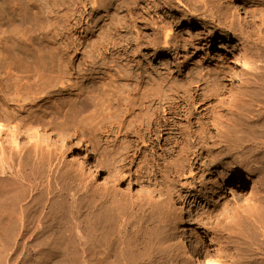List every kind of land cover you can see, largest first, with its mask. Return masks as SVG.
Segmentation results:
<instances>
[{"label":"rangeland","instance_id":"rangeland-1","mask_svg":"<svg viewBox=\"0 0 264 264\" xmlns=\"http://www.w3.org/2000/svg\"><path fill=\"white\" fill-rule=\"evenodd\" d=\"M38 1L40 2V4H43L45 6L44 12H45V15H47V16L49 15L52 17L56 13H58L57 11H59L60 14L62 13L64 15H67L66 19L64 21H62V23L66 21L65 23H63L64 25H62V23H61L62 27L55 29L54 30L55 33L54 32L52 33L53 35L57 34L56 35L57 41L56 40L55 41L49 40L48 41L49 43L46 42L47 44H46L45 49L47 51V55H49L48 56L49 61L51 62V66H52L51 72L40 70V71L35 72V73H29V71L26 69L25 70L24 69H21V70L17 69V67L15 66V63L13 64L10 62L8 54L3 51L2 47H0V87H1L0 88V114L11 113L14 115L16 114L15 116H17V117L18 116L23 117L24 115L34 116V115H37L38 112H40V111L42 112L40 107L45 104L48 107L50 106L49 107V110H51L50 115L52 114L51 116L53 117L54 116L53 113L56 111L55 108L58 107V105L62 102L61 99H63V97H64L65 101H67L68 103L72 102L73 105L75 106V111L77 110L76 111V113H77L76 118L77 119L75 118V122L72 124L71 131H72V134H74V136H71V137H68L66 134H63L61 136H59L58 134L57 135H50V137H48L49 135L46 134L45 131H41V129H39L38 130L39 132H37L33 128L32 124L30 122H26V124H25V122L22 120H21L22 122L20 121L22 124L19 122L20 125L17 128H14V125L12 126L11 124H9L8 125L9 127L6 126L8 128H5L6 132H1V134H0V148H1V150H2V148L4 150H2V151L0 150V152H2V153H0V155H1L0 157L3 158L2 159L3 162H1L2 161L1 158H0V162L2 163L3 167L5 164L4 171L1 169L5 174L0 170L3 173L2 175H0V194H1V192H3V190L8 192L7 195L3 196L2 200H5L6 198H7L6 202H8L9 199L12 200L9 202H11L10 204L13 205V207L14 206L16 207V210L19 209L17 211L18 213H20V211H21L20 209L22 208V206H25V207L27 206L29 208L28 212H27L28 217L27 216L25 217L26 220H28V221H24V223H26L25 226L26 227L28 226V228H26V230H25L23 222H21V219H19L21 217V215H18L17 220H20V221H17L13 227V234H15V236L12 235L9 239L7 238V241L5 244L9 243L7 245H10V244L14 245L17 242L20 244V246L22 248L23 244H24V246H26V244L29 245V243H31L34 240L33 237H36L37 241L35 240L32 243V245H34L33 247H36V246L39 247L44 242H46L45 240L49 241V240H54V239L56 240L57 239V241L59 242L58 244L59 245L62 244L60 247H62L61 249H63L62 251H63L64 257H65L64 259H66L68 261V258H72L73 256H75L74 253L77 252V249L82 250V249H86L89 247L90 240L92 239V233L95 230V227L97 228V231L100 233L102 231H105V229H107V227L109 226V229L111 231V234H110L111 239H112V241L114 240L113 243H115L114 245H115V248L117 249V253L121 252V256H120L121 263L122 264H134L135 263L136 264V262L137 263L140 262L137 260L142 258L141 253L144 252V249H147L148 247L149 248L151 247L150 249H152V247H153L152 242L155 243V238L157 235L156 232H158V228L161 226V224H163L162 221H165V219L163 220L159 216L160 212L161 213L163 212L164 215H167L166 219L169 216L168 219H171V218L173 219V220L171 219V221H173L175 223H177V222L181 223L182 222V223H184V225L187 226L188 229L192 228V229L199 231L201 233V235L203 236L204 241L208 245H210L211 248H213V245L214 244L216 245L217 242L219 241V238L216 235L219 234L220 230L224 231L223 234H226V232L229 233L227 227H224V225L227 226V224H224V223H226L225 218L229 215V212H227L228 211L227 209L234 208V207L239 208L238 210L240 212H238V214H240V215L237 214V216H242L244 214H242L241 212L244 209V207H246V204L247 203L251 204V202H253L252 201L253 197H250L251 198L250 199L249 195L247 197H246V195L252 193L253 192L252 190H254L256 193L258 191V193H260L261 195H262V193H264V179L262 180V178L259 177L261 175L257 174L258 176L257 175L256 176L255 175L254 176H248L246 172L239 173L242 175H239L237 173H235V175H234V174H232V172H228V174L226 175V177L228 178L226 183H228V184H227V187H225V192L223 193L222 199L220 200V203H219L220 205L217 207H214L212 209L213 211L211 210L210 215H206V214L204 215V214H202V209H204V205L203 204L199 205L196 203V201L193 202L192 197L189 199L188 198L189 195H187V193H188L187 190H183V191L180 190L179 185L182 186V183H185V182H186V185H188V183L192 182V178H189L188 173H186L184 175V177L181 175L180 177H178L176 179L173 176V174H174L173 168H175L177 161L178 160L181 161V158H182L180 155L181 151H179V150H181V148L183 146V145L180 146V143L182 142L181 138L178 139L177 137H175V143L178 144V148H177L178 150L176 149V151L173 153V155H168V157H167V155H161L162 150H164L166 148L167 149L173 148L174 144H169L170 146L165 145L164 139L166 138V135L164 136L163 140L159 139L158 137L157 138L155 137V138H153V141H146L144 143L140 142L135 137H126V136H122L118 142H113L114 137L113 136H111L110 138L106 137L105 132L108 130L109 125L114 126V127H116L117 125L111 124L110 121H108V119H106V118L103 119V118L95 117L94 115L96 113L95 112L96 109H95V107H89L90 102L86 96H81V94L78 93V91L73 90V89H70V91H69L68 88L67 89L60 88V86L62 84H66L67 81H68L67 83H69V81L71 82L72 79H70L71 77L60 78L59 77L60 74H59L58 70L59 69L60 70L61 69L67 70V72L69 74H71L72 71H74L75 69L76 70L78 69V66L83 62V60H85V59L87 60V58H90V59H88L89 61L92 60V58L95 57V53L93 54L90 51V49L92 47L91 44L99 43L101 41V38L104 39V37L107 40L110 39L109 37H111V38L113 37L114 39H116L117 44L114 47H111V45L109 46L111 53L108 54V56H107V59H108L107 63H109V65H112L113 68H111V71H108L107 76H105V77L100 76L103 79H99L98 82H100V81L101 82H105V81L109 82L111 80H114L115 77L113 75L116 72H118V71L124 72L125 71V73H128L130 75L129 84L134 85V83L135 84L138 83V80H139L138 78L141 76V65L143 63L142 59H141V50L139 48V41H138L139 36H140L138 33H141L142 26L139 23L138 17L136 18V16H138V12H139L137 9L139 2H138V4L135 3L137 5L132 4V6H130V8H132V9H130V8H125V4L123 3L122 0H113L114 3L108 9L103 10V9L99 8V9H96L97 11L92 10V8L90 7V4L86 3L87 9L89 12L85 16L84 21L82 22L83 24L81 23L80 27L75 29V27L72 26V24H71V19H72L71 15H72L73 11L68 10V8L69 9L72 8L70 4L72 3L73 0H38ZM85 1L86 0H84V2ZM118 1H120V2H118ZM182 1H183L182 3L181 2L178 3V1L173 0V6L165 5L164 0H144L143 1V7H145V9H147V11H150L151 9L156 8L155 13H153V14L150 13L151 17H153L154 25H153V23L152 24L149 23L148 24L149 28L147 29V31L146 30L144 31L145 34L147 33V35H146L147 39L146 40L148 41L147 42L148 43L147 49L145 51L144 61L146 62L147 66L149 68V72L152 70L153 73L157 74L158 77L159 76L160 77H166L167 81L170 80L169 83H172L173 85H174V83L177 85H181V83L185 84L186 82H190L191 83V92L192 91L193 92L198 91L199 93L201 92L200 94H206L207 93V95H210L211 100L209 102L206 101L205 103L195 102L193 99L190 98L189 106L191 108L189 107L190 109H188V111H187L188 114L186 113L184 115V117H181V120H180L181 122L179 121V123L184 126L183 131L188 132L189 131V128H187L188 121L191 123L192 122L195 123V122H197V120L202 119L203 122H205V123H206V121L212 122L211 118H210L211 117L210 114H211V112H213L214 109H215L214 111H223L226 109L225 106H227V104L229 102L230 95L232 94V92L237 90L236 86H237V83H239L240 79L242 78L241 77L242 74H244V75H242L245 77L244 79H246L247 81H248V79L250 80V81H248V84L250 82V84H249L250 86H252L253 88L258 87L257 89H259V90L264 89V83H263L264 82V54H263V51H264V48H263L264 47V41H263L264 40V26H262L263 21H264V13L258 14L257 16L252 14L253 6L263 8V10H264V0H240V3H237V2L231 3L232 5H234L233 7L235 10V13L238 16L237 17L238 23L234 27V30H232L233 32L231 31V35L229 36V38H226L223 36V35H225V33L218 26L219 23H221V20L215 19V22L213 21V23H212L211 14H213V11L211 12L210 9L207 10L206 8L199 5V8L197 9L196 13L199 12L200 14L201 13L202 14L203 13L208 14L209 16H207L205 14H203V16L207 17V21H209V20L210 21L209 22H207V21L205 22L203 20L202 21H200V20H197V21L192 20L191 21L188 15L191 12H193L194 10H192L187 5H184L186 2H184V0H182ZM64 2H65V6L63 4V7H62V3H64ZM141 3H142V1H141ZM253 4H255V5H253ZM59 6H61V7H59ZM65 7H66V9H65ZM90 8H91V10H90ZM184 8H186V10ZM203 9H205V10H203ZM153 10H151V11H153ZM181 10H183V11H181ZM49 12H52L53 15L49 14ZM184 13L186 14V16ZM68 14H70V15H68ZM252 15H253V17H252ZM33 18L36 20V18L34 16H33ZM157 19H158V21H157ZM159 19H161V20H159ZM255 20H257V21H255ZM129 21H130V23H129ZM94 22H95V24H94ZM125 22H126V24H125ZM239 22H241V23H239ZM127 24H128V26H127ZM164 25L169 27L170 31H172L174 29L173 32H171V33L174 35L176 33L177 35H175V36H177L178 38L180 37L179 39L182 40L183 48H182L181 52L178 53L179 55L178 54H176V55L170 54V53L164 54L161 46L153 45V43H152L153 42V36L152 35H153V31H154L153 29H155L157 26L160 27V26H164ZM242 26H243V28H242ZM236 27H237V30H236ZM234 31H235V33H234ZM103 32L104 33L106 32V34H104ZM233 33H234V35H233ZM235 34H236V36H235ZM247 34H249V35L246 36ZM193 35H195V36L199 35L198 37L200 39H202L201 40L202 42L199 44H198V42H193V44H192L191 37ZM241 35H242V37H241ZM37 36H38V34H37ZM221 36H223V37H221ZM40 37H42V36L40 35ZM136 37H137V39H136ZM256 37H257L258 41L260 40L259 42L256 41ZM125 39H131L130 40L131 43L127 44ZM254 39H255V41H254ZM69 40L71 43L69 42ZM247 42H249V43H247ZM254 42H255V44H254ZM80 43L82 45L80 47L79 52H74L73 51L74 49H72V46L74 44L75 45L77 44L79 46ZM136 43H137V45H136ZM242 43L245 45L244 47L242 46L243 45ZM64 45H66V46H64ZM191 45H194L193 48H191ZM254 45H256L257 47H255ZM67 46H70L71 49L69 48V50H68ZM247 46H249V47L247 48ZM245 48H246L247 52H246ZM260 48H261V50H260ZM138 49H139V51H138ZM184 49H186L187 51ZM239 49H242V51H244V53H245L244 55L247 57H245L243 55H239L240 54L239 51H241ZM248 50L249 51L251 50L252 53L254 51V53L251 54V51L249 52ZM237 52H238V54H237ZM257 53H258V55H257ZM4 54H5V56H3ZM241 54H243V52H241ZM233 55H235V56H233ZM236 55L239 56L240 58H238ZM15 57H21V56H15ZM22 57H24V56H22ZM242 57L245 59H242ZM3 58H4V60H3ZM237 59L239 62H237ZM241 59L244 62L240 61ZM35 60H31V61L36 62ZM59 60H62V61H59ZM247 64H249V65H247ZM5 65H7L6 66L7 69H6ZM242 65H243V67H242ZM245 65H247L248 67H250V65H251L253 70L250 68L249 69L247 68V69L252 74H249V72L246 71V69L244 68V67H246ZM149 66H152L151 70H150ZM240 67H242V69ZM72 68H73V70H71ZM240 69H241V71H240ZM7 70H9L8 72L10 74L12 72L13 77H9L10 74H8V76H7ZM254 70H256V71H254ZM13 71H15V72L13 73ZM54 71H55V73H53ZM197 72L198 73L200 72L201 74L204 73L203 74L204 77L203 76H201L199 78L193 77L194 74ZM240 72L241 73L244 72V73L241 74ZM246 72H248V73H246ZM39 73H41L42 77L44 78V79L42 78V81L44 83L43 84L44 91H36L35 92L36 89H33V90H30V92H29L28 89H27L28 91L24 90V89H26V86H28L31 82L35 83L38 81L37 79L41 76V74H39ZM211 73H212V75H210ZM253 73H255V75ZM256 73H258V74H256ZM15 74L21 75V76L16 77ZM23 74H24V76H23ZM14 75H15V78H14ZM25 75L28 77V79L26 78ZM55 75H57V76H55ZM207 75H208V77H207ZM252 75L254 76V78L252 77ZM256 75H258L259 77ZM22 76H23V78H22ZM31 76H33V77H31ZM237 76H239V77H237ZM216 77H217V79H216ZM221 77H222V79H221ZM248 77H250V78H248ZM32 78H33V80H32ZM34 78L37 81H34ZM20 79H21V81H20ZM256 79H257V81H256ZM4 80H6V81H4ZM45 80H46V82H44ZM51 80H52V83H50ZM54 80H56V81H54ZM253 80H254V82H253ZM58 81H60V82H58ZM259 81H261V82H259ZM26 82H29V83H26ZM2 83H4V86ZM47 83L48 84L50 83V84L48 85ZM54 83H55V85H54ZM252 83H253V85H252ZM13 84L15 87L14 89H13ZM20 84H21V87H20ZM232 85H233V87H232ZM50 86L51 87L54 86V87L51 88ZM22 87H24V88L22 89ZM262 87H263V89H262ZM47 88L50 90H48ZM196 89H198V90H196ZM210 89H211V92H210ZM13 90L15 93L13 92ZM45 90L48 92H45ZM8 91H10V92H8ZM11 91L14 93V95L16 97L13 95V93L11 94ZM20 91L23 92L24 95H23V93H20ZM215 91H216V93H215ZM222 91H225V92H222ZM31 93H32V95H31ZM178 93L177 92L174 93L175 96H178V95H176ZM219 93H220V95H218ZM18 94H21V95H18ZM39 94H40V97H39ZM226 94H227V96H225ZM49 95H51V96H49ZM18 96H20V97H18ZM21 96H22V99H21ZM25 96H27V97H25ZM33 96L34 97L38 96V97L34 102L31 103L30 99ZM77 97H78V99H77ZM11 98H12L13 102H11L12 101ZM16 99H17V101H16ZM68 99H69V101H68ZM18 101H20V102H19V105L17 106ZM28 102L31 104L26 105L25 103H28ZM55 102H56V104H55ZM81 103H83V104L81 105ZM191 103L194 105H192ZM203 107L206 110L203 109ZM13 108H14V110H13ZM21 108H24V109L20 110ZM18 109H19V111H18ZM195 109L198 110L196 113L199 112V114L196 116H192L191 113L194 112L193 110H195ZM32 110H33V112H30ZM50 115H49V117H50ZM207 115H208V117H207ZM246 115H247V113H246ZM81 117H83V118L81 119ZM90 120H93V121H90ZM95 120H96V122H95ZM103 120L105 122H103ZM85 121L88 123V125ZM97 121H99V122H97ZM21 125H23L25 127H23ZM73 125H74V127H73ZM30 127H31V129H30ZM32 129H34V130L32 131ZM215 130L216 129L214 128V131ZM190 131H191V129H190ZM15 132H17L16 133L17 137H15L16 139L11 138V135ZM124 132H125V130L123 131V133ZM37 133H39V134H37ZM16 134H13V135H16ZM39 135H42V136L44 135V137L46 139L41 140ZM246 135H248V133H246ZM77 137L80 140L79 143L77 141ZM36 138L38 139V141ZM246 138H247V141L245 142L246 145H245V143L241 144L242 146L245 145V146H243V149L247 148L246 146H248V145L251 146V143H252L251 142L252 139L250 140V138H248V137H246ZM29 141L31 143H29ZM134 141H136L137 143H135V146L132 148L133 150H131L129 148V143H132ZM176 141H178L179 143H177ZM46 142L51 144V148L47 149L44 146L43 147L41 146ZM161 148H162V150H161ZM33 149H35V150H33ZM129 149L131 151H129ZM241 149H242V147H241ZM3 151H4V153H3ZM5 152H6V154H5ZM84 152H87L90 155L91 159L96 164H98V165L100 164L102 166V175L98 176V178L96 180L97 184L90 183V180H87L86 177L81 176V174L79 172H76V174L69 172V169L67 167L69 164L68 160H70L71 158H75V159L80 158V156ZM174 154H175V156H174ZM2 155L7 156V158L3 157ZM16 155L18 157H16ZM38 155L39 156L41 155V157H39ZM157 155H159L160 157L157 158L156 157ZM8 157H9V160H8ZM14 157H15V160L13 159ZM19 157H20V159H19ZM21 157L24 160H22ZM48 157H49V160H48ZM204 157H206V155H204ZM36 158L38 159V161ZM43 159H44V162H43ZM50 160H51V162H50ZM7 161H8V163L6 164ZM1 163H0V166H1ZM9 163L11 166H9ZM20 163H21V165H20ZM31 163H32L33 167L31 165ZM35 164H37V165L39 164L41 167L39 165H38L39 166L38 167ZM30 166L32 168H30ZM44 167H45V170H44ZM48 167H50V168H48ZM159 167H161V170ZM10 168H11V170H10ZM38 168H39V170L41 169L43 171L40 170V173H37V172H39ZM7 169H9V170L6 172ZM24 169H25V171H24ZM218 169H219V171L224 172V170H223L224 168L222 166H219ZM34 170H35V172H34ZM171 170H173V171H171ZM21 171L23 173H21ZM197 171L198 170H195V173H197ZM17 172H19L17 177H20L22 175L21 180H18V178L16 177ZM32 172H33V174H32ZM171 172H172V174H171ZM6 174H8V175H6ZM28 174H29V176H27ZM74 174H75V176H74ZM104 174H106L109 177V179L112 181V183H110L108 186H100V183H101V180H102V177ZM167 174H168V176H167ZM23 175L26 177H24ZM165 175H166V178H165ZM32 176L34 177V179L32 178ZM78 176L83 177V178H80ZM185 176H187V177H185ZM11 178H13V179H11ZM26 178H27V180H26ZM28 178L30 181L28 180ZM15 179H16V181H15ZM230 179H232V182H229ZM8 180H10L11 183ZM19 181L20 182L23 181L22 183L25 185L23 186V184L20 183ZM155 181H157V182H155ZM175 182H176V184H175ZM5 183H7V184H5ZM254 185H256L255 186L256 188L258 187L257 190H255L256 188L253 187ZM243 186H245V188H243ZM24 187H25L26 191L24 190ZM196 187H198V189L200 190V187L198 185ZM161 188H163V189H161ZM1 189H2V191H1ZM140 189L142 192H140ZM20 190H21V192H20ZM232 190H234V191H232ZM262 190H263V192H262ZM177 191L180 193L178 194ZM184 191H185V193H184ZM160 192H162V193H160ZM171 193H174V194L172 195ZM18 195H20V198ZM22 195H24V197ZM161 195H162V197H161ZM176 195H178V196H176ZM8 196H10V198ZM12 196H14V197H12ZM27 196H29V197H27ZM138 196H139V198H138ZM140 196H141V198H140ZM167 196H168V198H167ZM250 196H252V194H250ZM24 198H25V200H27V198H28V201H25ZM137 198H138V200H137ZM143 198H145V199H143ZM184 199H185V201H183ZM248 199H249V201H248ZM22 200H23V203L22 202L19 203ZM139 200H140V203L142 202L141 203L142 207L139 205L140 204ZM167 200H168V202H167ZM180 201H181V203H180ZM16 202H18V203L16 204ZM135 202L137 203L136 205H135ZM163 202H164V204H163ZM168 203H170V204H168ZM164 205H166L165 207L167 209H165ZM181 205H183V206L180 208ZM226 205H227V208L225 207ZM152 206H154V207H152ZM156 207H158L159 210H157L158 208H156ZM169 210L172 212L173 215L171 214V212ZM219 211H221V212H219ZM168 212H170V214H167ZM198 212L201 213L202 217L199 215ZM213 212H214V214H213ZM152 215H154V216H152ZM225 215H226V217H225ZM156 216H157V218H156ZM197 216H199V217H197ZM206 216H208V217H206ZM216 216H217V218H216ZM159 217H160V219H159ZM99 218L101 219V221L100 220L98 221ZM222 218H224V219H222ZM22 219H23V217H22ZM156 219H158V220H156ZM174 219H175V221H174ZM218 219H220V220H218ZM95 220L97 222H95ZM159 221H161V223ZM158 222H159L160 226H158ZM217 223H218V225H217ZM96 224H97V226H96ZM18 225H19V228L21 230L18 229ZM221 226H223L222 229H221ZM252 227H253L252 230H254L255 226H252ZM244 229L245 230L243 231V233L244 232H245V234L252 233V230H250L248 227L245 226ZM256 229H258V228H256ZM17 230H19L20 232ZM214 230H217L218 232L217 231L214 232ZM246 230H248V232ZM22 231H23V233H22ZM26 231H27V233H26ZM33 233H35L34 235H36V236H34V235L31 236ZM216 233H218V234H216ZM23 234L25 237L27 235L28 236L25 238L23 236ZM18 236H19V238H18ZM16 238H17V240H16ZM28 238L31 240H29ZM20 240H22V241H20ZM147 243H148V245H147ZM75 247H78V248L74 249ZM66 248H67V251L65 252ZM67 253H68V255H70V257L67 255ZM187 253H189L188 256L192 255L191 254L192 252H191L189 246L187 247ZM138 254H139L140 258L138 256ZM186 257H187L186 255L182 257V259H181L182 264H208L207 260H204L205 259L204 257L199 258L200 260L198 258L195 259L194 256L193 257L191 256V260H187Z\"/></svg>","mask_w":264,"mask_h":264},{"label":"bare ground","instance_id":"bare-ground-1","mask_svg":"<svg viewBox=\"0 0 264 264\" xmlns=\"http://www.w3.org/2000/svg\"><path fill=\"white\" fill-rule=\"evenodd\" d=\"M122 1L125 4V8H130V6H132V4H135V3L138 4V2H139V5L137 6V9L139 12H138V16H136V18L138 17L139 23L142 26L141 33H138L140 35L138 41H139V48L141 50V59H142L143 63L141 65V76L138 78L139 79L138 83H136V84L134 83V85L129 84L130 75L128 73H125V71L124 72L123 71L116 72L113 75L115 77L114 80H111L109 82H106V81L105 82H101V81L98 82L99 79H103L100 76H104V77L107 76L108 71H111V68H113L112 65H109V63H107V60H108L107 56H108V54L111 53L109 46L111 45V47H114L117 44L116 39H114L113 37L112 38L109 37L110 39H108V40L105 39V37H104V39L101 38V41L99 43L93 42L94 44H91L92 47H91L90 51L93 54L95 53V57L92 58V60L89 61L88 59H90V58H87V60L85 59V60H83V62L81 61L82 63L78 66V69L77 70L75 69L74 71H72L71 74H69L67 72V70H63V69L58 70V72L60 74V76H59L60 78L71 77L70 79H72L71 82L69 81V83H67L68 82L67 81L66 84H62L63 83L62 82L61 83L62 85L61 86L59 85V86L62 89L68 88L69 91H70V89L76 90V91H78V93L81 94V96H86L90 102L89 107H95V109H96V111H95L96 113L94 115L95 117H99V118H103V119L106 118V119H108V121H110L111 124L117 125L116 127L109 125L108 130L105 132L106 137H108V138H110L111 136L114 137L113 142H118L122 136H126V137H135L137 140L144 143L146 141H153V138H155V137L156 138L158 137L159 139L163 140L164 136L166 135V138L164 139L165 145L167 146L169 144H174L173 148H170V149L166 148V149L162 150V148H161V150H162L161 155H167V157H168V155H173V153L178 148V144L175 143V137H177L178 139L181 138L182 142L180 141L181 142L180 146L181 145H183V146H182L181 150H179V151H181L180 155L182 158L180 157L181 161L180 160H178L179 162L177 161L175 168H173L174 171L173 170H171V171H173V173H174L173 176L175 177V179L180 177L181 175L184 177V175L186 173H188L189 178H192V182L188 183V185H186V182L182 183V186L179 185L180 190H182V191L187 190L188 191L187 195H189V197H188L189 199L192 197L193 202L196 201L197 204H199V205L203 204L204 205V209H202V214L210 215L211 210L214 207H217L220 205L219 204L220 200L222 199V195L225 192V187H227V184H228V183H226V181L228 180V178L226 177L228 172H232V174H234V175H235V173L239 174V173L246 172L248 176H254V175L256 176L258 174V175H261L259 177H261L262 180L264 179V89L262 87L263 90H259V89H257L258 87L253 88L252 86H250L249 85L250 82L248 84V81H250V80L248 79V81H247L246 79H244L245 77L242 76V75H244V74H242L244 72H242V73L240 72L242 74L241 77L243 79L240 77L241 79H240L239 83H237V86H236L237 90L232 92V94L230 95V98L228 97L229 102H228L227 106H225L226 109L223 111H214L215 110L214 109L213 112H211V114H210V116H211L210 118H211L212 122L206 121V123H205V122H203L202 119L197 120L198 118L196 119L197 122H195V123H193V122L191 123L188 121L187 128H189V131L184 132L183 131L184 126L181 125L179 123V121L181 120V117H184V115L186 113L188 114L187 111H188V109L191 108L189 106L190 98L193 99L195 102L205 103L206 101L209 102L211 100L210 95H207L206 92H205L206 94H200L201 92L199 93L198 91H195V92L192 91L191 92V83L190 82H186L185 84L181 83V85H177L174 83V85H173L172 83H169L170 80L167 81L166 77H160V76L158 77L157 74H154L153 71L151 70L152 66H149L150 70H151L149 72V68H148L146 62L144 61L145 51L147 49V44H148L147 43L148 41L146 40L147 39L146 38L147 33L145 34L144 31L145 30L147 31V29L149 28L148 27L149 23H151V24L153 23L154 20H153V17H151L150 13H152V14L155 13L156 8L155 9L153 8L154 10L151 9L153 11H151L150 9H149L150 11H147V9H145V7H143V1L144 0H122ZM141 1H142V3H141ZM174 1H178V3L183 2L182 0H174ZM118 2H120V1H118ZM184 2H186L184 5H187L192 10H194L193 12H191L188 15L191 21L192 20H195V21H197V20L202 21L203 20L205 22L207 21V17L203 16V14H205V13H203V14L202 13L200 14L199 12L196 13L197 9L199 8V5L206 8L207 10L210 9L211 12L213 11V14L210 13L212 23H213V21L215 22V19L221 20V23H219L218 26L225 33V35H223V36L226 38H229V36L231 35V31L234 30V27L238 23V18H237L238 16L235 13V10L233 7L234 5H232L231 3H236V2L240 3V0H184ZM86 3L90 4V7L92 8V10H96L99 8L106 10L114 2H113V0H86L85 2H84V0H73L72 3L70 4L72 8L71 9L68 8V10L73 11V13L71 15V17H72L71 24H72V26L75 27V29L80 27L81 23L84 21L85 16L89 12L87 9ZM164 3L167 6H173V0H164ZM63 4L65 6V2L62 3V7H63ZM137 4H135V5H137ZM253 5H255V4H253ZM59 7H61V6H59ZM91 8H90V10H91ZM65 9H66V7H65ZM130 9H132V8H130ZM184 9L186 10V8H184ZM203 10H205V9H203ZM44 11H45V6L43 4H40V2L38 0H0V47H2L3 51L8 54L10 62L13 64L15 63V66L17 67V69H20V70L26 69L29 71V73H35V72H38L40 70L51 72V68H52L51 62L49 61V57H48L49 55H47V51L45 49L46 44H47L46 42H48L49 40L50 41L56 40L57 34L53 35L52 33L53 32L55 33V31H54L55 29L62 27L61 23H62V21H64L66 19L67 15H64L62 13H61L62 14L61 15L60 12L57 11L58 13H56L54 16L51 17L49 15L48 16L45 15ZM181 11H183V10H181ZM262 13H264L263 8L253 6L252 14L257 16L258 14H262ZM49 14L53 15L52 12H49ZM32 15L36 18V20L33 18ZM68 15H70V14H68ZM205 15L209 16L208 14H205ZM185 16H186V14H185ZM252 17H253V15H252ZM159 20H161V19H159ZM157 21H158V19H157ZM209 21H207V22H209ZM255 21H257V20H255ZM65 22H63V23H65ZM63 23H62V25H64ZM129 23H130V21H129ZM239 23H241V22H239ZM94 24H95V22H94ZM125 24H126V22H125ZM153 25H154V23H153ZM127 26H128V24H127ZM243 26H242V28H243ZM262 26H264V21H263ZM153 30L154 31H153V35H152L153 36V42L152 43L155 46H161L164 54L170 53V54L176 55L179 52H181V50L183 48L182 40L179 39L180 37L178 38L177 36H175V35H177L176 33H175V35L171 33V32H173L174 29L173 30L171 29L172 31H170L169 27L164 25V26H160V27L157 26ZM236 30H237V27H236ZM234 33H235V31H234ZM234 33H233V35H234ZM37 34L39 37L37 36ZM104 34H106V32ZM40 35L42 37H40ZM248 35L249 34H247L246 36H248ZM198 36L193 35L191 37L192 44H193V42H198V44L202 42L201 41L202 39H200ZM223 36H221V37H223ZM235 36H236V34H235ZM241 37H242V35H241ZM136 39H137V37H136ZM130 40L131 39H125L127 44L131 43ZM254 41H255V39H254ZM256 41H258L257 37H256ZM69 42H70V40H69ZM247 43H249V42H247ZM254 44H255V42H254ZM81 45H82L81 43L79 44V46L77 44L76 45L74 44L72 46V49H74L73 51L79 52ZM136 45H137V43H136ZM64 46H66V45H64ZM193 46L194 45H191V48H193ZM242 46L244 47L245 45L243 44ZM254 46L257 47L256 45H254ZM248 47L249 46H247V48ZM67 48H68V50H69V48L71 49L70 46H67ZM261 48H260V50H261ZM184 50H186V49H184ZM239 50H241V51H239V53H240L239 55L245 56L244 51H242V49H239ZM245 50H246V48H245ZM138 51H139V49H138ZM241 52H243V54H241ZM246 52H247V50H246ZM253 53H254V51H253ZM253 53L251 51V54H253ZM237 54H238V52H237ZM263 54H264V51H263ZM257 55H258V53H257ZM3 56H5V54ZM15 56H21V57H15ZM22 56H24V57H22ZM233 56H235V55H233ZM237 57L240 58L239 56H237ZM245 57H247V56H245ZM242 59H245V58L242 57ZM242 59L240 61H242ZM3 60H4V58H3ZM31 60H35L36 62L31 61ZM62 60H59V61H62ZM237 62H239L238 59H237ZM242 62H244V61H242ZM247 65H249V64H247ZM247 65H245L246 67H244L246 69V71H248L249 68L253 70L251 65H250V67H248ZM6 66L7 65H5V67ZM242 67H243V65H242ZM242 67H240V68L242 69ZM6 69H7V67H6ZM241 69H240V71H241ZM71 70H73V68ZM8 71L9 70H7V76H8V74H10ZM254 71H256V70H254ZM14 72L15 71H13V73ZM248 72H246V73H248ZM53 73H55V71ZM39 74H41V73H39ZM203 74H201L200 72L199 73L197 72L194 74L193 77H195V78H199L201 76L204 77ZM249 74H252V73L249 72ZM253 74L255 75V73H253ZM256 74H258V73H256ZM15 75H14V78H15ZM210 75H212V73ZM17 76H21V75H16V77ZM23 76H24V74H23ZM23 76H22V78H23ZM55 76H57V75H55ZM256 76H258V75H256ZM9 77H13L12 72L9 75ZM31 77H33V76H31ZM207 77H208V75H207ZM237 77H239V76H237ZM252 77L254 78L253 75H252ZM26 78L28 79L27 76H26ZM42 78H43L42 74L38 79L36 78L38 81L35 80V78H34V81H37V82L32 83L30 81L32 84L30 83L28 86H26V89H24V90L28 89L29 92H30V90H33V89H36L35 92L36 91H44V88H43L44 83L42 81ZM248 78H250V77H248ZM216 79H217V77H216ZM221 79H222V77H221ZM32 80H33V78H32ZM4 81H6V80H4ZM20 81H21V79H20ZM54 81H56V80H54ZM256 81H257V79H256ZM44 82H46V80ZM58 82H60V81H58ZM253 82H254V80H253ZM259 82H261V81H259ZM26 83H29V82H26ZM50 83H52V80ZM55 83H54V85H55ZM2 84L4 86V83H2ZM14 84H13V89L15 88ZM233 85H232V87H233ZM252 85H253V83H252ZM20 87H21V84H20ZM53 87H51V88H53ZM23 88L24 87H22V89ZM48 90H50V89H48ZM196 90H198V89H196ZM8 92H10V91H8ZM13 92H14V90H13ZM13 92L11 91V94ZM23 92L20 91V93H23ZM45 92H48V91L45 90ZM176 92L177 93L179 92L178 94H176L178 96H175L174 93H176ZM210 92H211V89H210ZM222 92H225V91H222ZM14 93H13V95H14ZM215 93H216V91H215ZM18 95H21V94H18ZM23 95H24V93H23ZM31 95H32V93H31ZM218 95H220V93ZM49 96H51V95H49ZM225 96H227V94ZM18 97H20V96H18ZM25 97H27V96H25ZM37 97H34V96L31 97L30 102L31 103L34 102L37 99ZM39 97H40V94H39ZM21 99H22V96H21ZM77 99H78V97H77ZM11 100H12V98H11ZM16 101H17V99H16ZM61 101L62 102L58 105V107L55 108L56 111L53 113L54 114L53 117L51 116L52 114L50 115V111H51V110H49L50 106L48 107L45 104L40 107L42 112L40 111V112H38L37 115H34V116L24 115L23 117H21V116L17 117V116H15L16 114L14 115L11 113L0 114V134H1V132H6L5 128H8L9 124H11L12 126L14 125V128H17L20 125L19 122L22 120L25 122V124H26V122H30L32 124L33 128L37 132H39L38 131L39 129H41V131H45V133L49 135L48 137H50V135H57V134L59 136H61L63 134H66L68 137L74 136V134H72L71 128H72V124L75 122L77 110L75 111V106L73 105V103L72 102L68 103L67 101H65L64 97H63V99H61ZM68 101H69V99H68ZM11 102H13V100ZM19 102L20 101H18L17 106L19 105ZM31 103L28 102L25 104L28 105ZM55 104H56V102H55ZM82 104L83 103H81V105ZM192 105H194V104H192ZM22 109H24V108H21L20 110H22ZM203 109H205V108L203 107ZM13 110H14V108H13ZM18 111H19V109H18ZM193 111L194 112L191 113L192 116H196L199 114V112L196 113L198 110L195 109ZM30 112H33V110ZM246 113H247V115H246ZM49 115H50V117H49ZM207 117H208V115H207ZM82 118L83 117H81V119ZM93 120H90V121H93ZM95 122H96V120H95ZM97 122H99V121H97ZM103 122H105V121L103 120ZM87 125H88V123H87ZM6 126H8V127H6ZM21 126H23V125H21ZM23 127H25V126H23ZM73 127H74V125H73ZM214 128L216 129L215 131H214ZM30 129H31V127H30ZM34 129H32V131ZM190 129H191V131H190ZM124 130H125V132L123 133ZM16 133L17 132H15L13 134H16ZM246 133H248V135H246ZM13 134L11 135V138L16 139L15 137H17V134L16 135H13ZM37 134H39V133H37ZM39 136H40L41 140L46 139L44 137V135L43 136L39 135ZM246 137L250 138V140L252 139V141H251L252 143H251V146L248 145V146H246L247 148L243 149V146L246 145V143H245L247 141ZM37 141H38V139H37ZM77 141H78V143L80 142L78 137H77ZM178 141H176V142L179 143ZM29 143H31V142L29 141ZM135 143H137V142L134 141L132 143H129V148L131 150H133L132 148L135 146ZM243 143H245V145L242 146L241 144H243ZM41 146L42 147L44 146L47 149L51 148V144H49L48 142L44 143ZM241 147L243 150L241 149ZM130 149H129V151H131ZM0 150H1V148H0ZM2 150H4V149L2 148ZM33 150H35V149H33ZM0 153H2V152H0ZM3 153H4V151H3ZM5 154H6V152H5ZM204 155H206V157H204ZM2 156L7 158V156H5V155H2ZM174 156H175V154H174ZM16 157H18V156L16 155ZM39 157H41V155ZM156 157L159 158L160 156L157 155ZM0 158H1V160L3 159L2 157H0ZM13 159L15 160V157ZM19 159H20V157H19ZM8 160H9V157H8ZM22 160H24V159L22 158ZM48 160H49V157H48ZM37 161H38V159H37ZM1 162H3V160ZM43 162H44V159H43ZM50 162H51V160H50ZM7 163H8V161L6 162V164ZM21 163H20V165H21ZM68 163L69 164L67 167L69 169V172L75 173V174H76V172H79L81 174V176H84L87 178V180H90V183L97 184L96 180H97L98 176L102 175V166L100 164L99 165L96 164L91 159L90 155L87 152H84L80 156V158H76V159L71 158L70 160H68ZM31 165H32V163H31ZM35 165H37V164H35ZM9 166H11L10 163H9ZM219 166H222L224 168L223 169L224 172L219 171V169H218ZM0 167H1L0 170L2 169L4 171L5 164L3 167L2 163H1ZM32 167H33V165H32ZM32 167L30 166V168H32ZM48 168H50V167H48ZM159 168L161 170V167H159ZM8 170L9 169H7L6 172ZM10 170H11V168H10ZM38 170H39V168H38ZM40 170L37 173H40ZM44 170H45V167H44ZM195 170H198L197 173H195ZM1 171H0V175H2L4 173L3 171H2L3 173ZM24 171H25V169H24ZM41 171H43V170H41ZM34 172H35V170H34ZM18 173L19 172H17L16 177L18 176ZM21 173H23V172L21 171ZM29 174L27 176H29ZM32 174H33V172H32ZM75 174H74V176H75ZM171 174H172V172H171ZM6 175H8V174H6ZM239 175H242V174H239ZM33 176H32V178L34 179ZM167 176H168V174H167ZM20 177H17L18 180L22 179V177L21 178ZM24 177H26V176H24ZM78 177H80V176H78ZM185 177H187V176H185ZM13 178H11V179H13ZM80 178H83V177H80ZM165 178H166V175H165ZM10 180H8V181L11 183ZM26 180H27V178H26ZM28 180H29V178H28ZM15 181H16V179H15ZM22 182H20V183H22ZM155 182H157V181H155ZM229 182H232V179H230ZM110 183H112V181L109 179V177L106 174H104L102 177L100 186H108ZM5 184H7V183H5ZM175 184H176V182H175ZM24 185L25 184H23V186ZM197 185L200 187V190L198 189V187H196ZM255 186L256 185H254L253 187H255ZM163 188H161V189H163ZM243 188H245V186H243ZM257 188L255 190H257ZM24 190H25V187H24ZM1 191H2V189H1ZM232 191H234V190H232ZM252 191H253L252 193L249 192L250 194H252V196H250V194L246 195V197L249 195V198L253 197V199H252L253 202H251V204L250 203L246 204V207H244V209L241 212L244 215L237 216L238 212H240L238 210L239 208L234 207V208L227 209L228 210L227 212H229V215L227 214L228 215L227 217L225 215L226 223H224V222L223 223L227 224V226L224 225V227H227L229 233L226 232V234H223L224 233L223 230H220L219 234L216 233V234H218L216 236L219 238V241L217 242L216 245L215 244L213 245V248H211V246L208 245L204 241L203 236L201 235V233L199 231L192 229V228L188 229L187 226L184 225V223H182V222L181 223H179V222L175 223V222L171 221L172 218L168 219L169 216L166 219L167 215H164L163 212L162 213L160 212L161 215L159 214V216L163 220L165 219V221L161 220L163 223V224H161V226L159 225V222L161 223V221L158 222V226H160V227L158 228V232H156L157 235L155 238V243L152 242V244H153L152 249H150L151 247L150 248L148 247L150 250L148 248L144 249V252L141 253L142 258L137 260L140 262L139 263L136 262V264H182L181 259L185 255L187 256L186 257L187 260H191V256L192 257L194 256L195 259H197V258L199 259L201 257H204L205 258L204 260H207L208 264H264V193H262V195H261L260 193H258V191H257V193L254 190H252ZM20 192H21V190H20ZM140 192H142L141 189H140ZM262 192H263V190H262ZM160 193H162V192H160ZM179 193L180 192H178V194ZM184 193H185V191H184ZM7 194H8V192L4 191V190L0 194V264H122L120 261L121 252L117 253V249L115 248V245H114L115 243H113L114 240L112 241V239H111V235H110L111 231L109 229V226L107 227V229H105V231H102L100 233L97 231V228L95 227V230L92 233V239L90 240L89 247L86 249H82V250L77 249L79 246L75 247L74 249H77V252L74 253L75 252L74 251L73 253L75 254V256H73L72 258H68V261L66 259H64L65 257H64V253L62 251L63 249H61L62 247H60L62 244L59 245L58 244L59 242L57 241V239L55 240L54 238H53L54 240H49V239H48L49 241L45 240L46 242H44V243L42 242L43 243L42 245L39 244L40 245L39 247H37V246L33 247L34 245H32V243L36 240V237H33L34 240L31 243H29V245L26 244V246H24V244H23L22 248H21L20 244L17 242H16L17 244L15 243L14 245L13 244L7 245L9 243L5 244L7 241V238L9 239L12 235L15 236V234H13V227L17 221H20V220H17L18 215H21V217L19 219H21V222H23L25 230H26V228H28V226L27 227L25 226L26 223H24V221H28V220H26L25 217L27 216V214H28L27 212L29 209L27 206L26 207L22 206V208L20 207L21 208L20 213H18L17 211L19 209L16 210V207L14 206L15 207L14 208L13 205L10 204L11 202H9L12 200L9 199V201H8L9 203L6 202L7 198L5 200H2L3 196H5ZM171 194L173 195L174 193H171ZM10 196H8V197L10 198ZM18 196L20 198V195H18ZM22 196L24 197V195H22ZM168 196H167V198H168ZM176 196H178V195H176ZM12 197H14V196H12ZM27 197H29V196H27ZM161 197H162V195H161ZM138 198H139V196H138ZM138 198H137V200H138ZM140 198H141V196H140ZM143 199H145V198H143ZM24 200H25V198H24ZM168 200H167V202H168ZM25 201H28V198ZM183 201H185V199ZM248 201H249V199H248ZM21 202L23 203V200L20 201L19 203H21ZM17 203L18 202H16V204ZM139 203H140V200H139ZM141 203L139 204L140 206H141ZM180 203H181V201H180ZM136 204L137 203L135 202V205ZM163 204H164V202H163ZM168 204H170V203H168ZM165 206L166 205H164V207ZM182 206L183 205H181L180 208ZM152 207H154V206H152ZM225 207L227 208V205ZM156 208H158V207H156ZM165 209H167V208L165 207ZM157 210H159V208ZM170 212H168L167 214H170ZM219 212H221V211H219ZM198 213L201 216V213L200 212H198ZM171 214H172V212H171ZM213 214H214V212H213ZM238 215H240V214H238ZM152 216H154V215H152ZM157 216H156V218H157ZM22 217H23V219H22ZM160 217H159V219H160ZM197 217H199V216H197ZM206 217H208V216H206ZM216 218H217V216H216ZM222 219H224V218H222ZM99 220L101 221L100 218L98 219V221ZM156 220H158V219H156ZM218 220H220V219H218ZM174 221H175V219H174ZM95 222H97V221L95 220ZM217 225H218V223H217ZM96 226H97V224H96ZM245 226L248 227L250 230L253 229L252 226H255L258 229H256L254 227V230H252V233L245 234V232L243 233V231L245 230L244 229ZM222 227L223 226H221V229H222ZM18 229H20L19 225H18ZM17 231H19V230H17ZM215 231H217V230H214V232ZM246 231L248 232V230H246ZM22 233H23V231H22ZM26 233H27V231H26ZM35 233H33L31 236H33ZM23 236H24V234H23ZM34 236H36V235H34ZM18 238H19V236H18ZM16 240H17V238H16ZM22 240H20V241H22ZM29 240H31V239H29ZM147 245H148V243H147ZM188 246L192 252L191 256H188L189 253H187V247ZM66 251H67V248H66L65 252ZM139 254H138V256H139ZM67 255H68V253H67ZM68 256L70 257V255H68ZM139 258H140V256H139Z\"/></svg>","mask_w":264,"mask_h":264}]
</instances>
